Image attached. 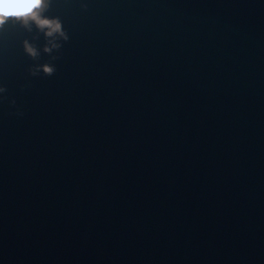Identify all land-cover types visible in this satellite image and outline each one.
Here are the masks:
<instances>
[{"label": "water", "instance_id": "95a60500", "mask_svg": "<svg viewBox=\"0 0 264 264\" xmlns=\"http://www.w3.org/2000/svg\"><path fill=\"white\" fill-rule=\"evenodd\" d=\"M45 17L0 30V264H264V0Z\"/></svg>", "mask_w": 264, "mask_h": 264}, {"label": "clouds", "instance_id": "9594fccd", "mask_svg": "<svg viewBox=\"0 0 264 264\" xmlns=\"http://www.w3.org/2000/svg\"><path fill=\"white\" fill-rule=\"evenodd\" d=\"M49 4L50 0H0V30L11 24L12 26L20 25L24 29L32 31L30 25H34L35 29L42 33L47 41L48 46L44 48V52L51 53L52 50L60 47L57 39L66 41L68 37L62 30L59 19L45 17ZM23 47L30 58L38 57V51L27 40L24 41ZM38 72L51 76L55 72V68L45 64L33 70L31 74L35 76ZM4 91L5 89L0 87V93Z\"/></svg>", "mask_w": 264, "mask_h": 264}]
</instances>
